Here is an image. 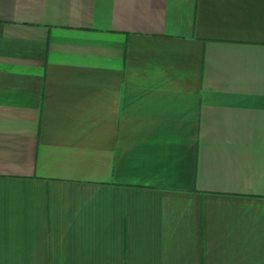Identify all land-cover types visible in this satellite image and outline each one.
<instances>
[{
  "label": "crops",
  "instance_id": "1",
  "mask_svg": "<svg viewBox=\"0 0 264 264\" xmlns=\"http://www.w3.org/2000/svg\"><path fill=\"white\" fill-rule=\"evenodd\" d=\"M0 264H264V0H0Z\"/></svg>",
  "mask_w": 264,
  "mask_h": 264
}]
</instances>
